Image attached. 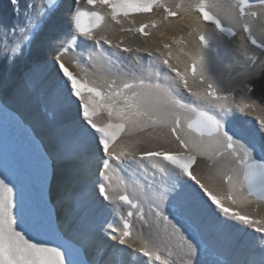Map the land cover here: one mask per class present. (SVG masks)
I'll use <instances>...</instances> for the list:
<instances>
[{
    "label": "snow or ice",
    "instance_id": "1",
    "mask_svg": "<svg viewBox=\"0 0 264 264\" xmlns=\"http://www.w3.org/2000/svg\"><path fill=\"white\" fill-rule=\"evenodd\" d=\"M85 2L87 7H81L80 0H71L67 14L59 16L58 0H39V3L27 0L22 11L20 0H10L16 18L11 23L0 19V46L6 58L10 45L13 56L23 55L25 49L31 51L37 37L43 36L49 51H55L52 63L58 66V72L50 82L48 77L40 81L46 87L47 103L53 108V120L59 129L54 151L77 169L86 170L96 162L100 179L97 181L98 196L93 202L99 203L98 210H107L111 204L116 205L113 211H121L120 205L127 208V216L120 215L122 227L103 222L107 224L104 235H110L119 245L132 242L133 252L113 244L101 253L103 245L96 243V234L103 225L92 230L82 223L77 229L79 239L76 243L85 246L86 256L89 248L95 251L90 259L80 258L73 247V237L61 239L56 234L43 188L37 198L29 200L26 197L21 168L19 175L9 174L0 179V264H129L128 258L134 254L147 257L151 264H168L167 258L160 254L161 248L167 256H172L173 245L179 251L182 264H209L204 258L209 249L202 247L195 235L181 233L170 216L161 211L162 205H171L185 215L200 233L201 240L205 233L211 235L233 228L245 231L240 225L254 227L255 232L261 234L255 237L259 247L253 248L243 260H229L225 264H264V226H260L261 221L224 204L225 199L237 206L251 203L253 198L264 202V118H258V128H238L234 124L238 117L229 102V86L237 79L243 80L245 92L252 93L258 86L264 93V31L259 36L254 31V22L264 15V0H258L259 11L252 0H192L186 7L177 4V8L196 14L191 17L193 25L188 33L189 36L194 34V42L191 50L185 51L183 47L178 50L177 62L181 55L187 57L183 68L179 63H172L171 51L162 58L163 65L175 74L164 76L165 81H172L171 84L160 82L158 74L153 82L113 72L110 78L101 77L99 84L96 80L74 75L65 66L64 57L69 52L75 54L81 37L93 39V30L106 23L105 15L97 10L98 7L110 9L108 15L117 24L121 23L118 19L121 15L149 12L154 6L162 7L166 18L178 15L160 0ZM146 27L142 24L127 30L147 35ZM238 27L244 34L240 42L221 55L220 43L225 37H235ZM104 42L110 43L106 38ZM176 43L187 42L181 39ZM164 47L170 49L171 45ZM122 51L131 52L132 49L123 48ZM89 61L97 67L95 57L89 55ZM73 63L80 67L75 58ZM41 68V62L37 61L30 71L35 76ZM190 81H198L200 86L193 90ZM181 87L188 91L193 98L191 101H185L178 94ZM252 106L242 101L238 108L244 111ZM101 112L107 113L106 122H98ZM156 126L166 127L182 151H144L139 157L123 147L117 151L116 141L122 133L131 134ZM197 156H207L213 164H218L215 174L227 185L226 197L215 194L192 174L190 169ZM129 159L145 172V161L154 169L155 206L150 205L147 214L135 198L134 185L131 186L133 195H130V185L120 175ZM189 180L195 181L198 189ZM14 190L18 192V200L14 199ZM80 195V192H68L65 198L74 205ZM104 201L109 203L104 204ZM134 215L149 229L148 237L133 232L129 218ZM161 224L168 243L157 246L152 239V229L155 227L159 237ZM169 225L172 231L168 230ZM30 233L40 239L33 242ZM45 238L54 239L56 246H48ZM135 241H139L138 247ZM97 253L101 255L99 261L95 259Z\"/></svg>",
    "mask_w": 264,
    "mask_h": 264
},
{
    "label": "bare ground",
    "instance_id": "2",
    "mask_svg": "<svg viewBox=\"0 0 264 264\" xmlns=\"http://www.w3.org/2000/svg\"><path fill=\"white\" fill-rule=\"evenodd\" d=\"M188 1L162 0V3L169 9L174 7V11L178 15L166 19L161 17V22L152 31V40L142 41V45L138 40H135V43L139 46V52H142V46L146 50V53L137 56L135 53L128 54L122 50H117L114 42L118 39L115 41L114 39L124 20V16L121 15L118 17L121 21L120 24L113 22L112 28H108L109 25H105L94 29L93 39H83L81 37L80 46L76 49L75 54L69 52L64 57L65 66L78 78L88 79L89 81L96 80L98 84L101 77L107 79L106 76L110 77L113 72H122L126 73L128 78L135 76L136 78H143L146 81L151 80L153 82L156 81L158 74L160 82L171 84L172 81H165L164 76L166 73L171 76L175 74L170 73L167 66L163 65L161 57L171 51L172 63H175L177 62L176 56L179 48L183 47L185 51L193 48L194 34L193 36H189L188 33L192 30L193 21L191 17L195 14L176 7L178 2H181L186 7L189 3ZM26 2L27 0H20L21 11ZM70 2L71 0H58L60 4L59 16L67 14ZM36 3H39V0H36ZM252 3L256 5V10L259 11L258 0H252ZM105 9L106 7L97 8L109 20ZM15 18L13 5L10 3V0H0V19L11 23ZM254 31L258 36L264 31V15L254 22ZM47 34L48 30L45 29V35ZM243 35L242 29L238 27L235 37H225L219 45L220 54L224 55L228 49L239 43ZM105 38L110 43H105ZM43 39V36L37 37L31 46V51L25 49L23 55L17 53L13 56L10 45L7 58L5 57L3 47L0 46V121H8L11 116V122L17 128L15 133L20 137L25 133H29L37 143L41 155L49 159V162L43 164V168L36 169L49 179L47 181L51 184V196L56 205L57 218L64 230L77 240L79 239L77 229L82 223L92 230L98 225H103L100 232L96 234V243L103 245L100 249L101 253L104 249H109L113 244L125 251V246L132 249V242L128 245H119L118 241H113L110 235H104V229L107 228V224L103 222L107 221L108 224L114 223L122 227L120 215L127 216V208L120 205L121 211H113L116 205L111 204L107 210H98L99 203L93 202L98 196L97 181L100 179L96 171V162H93L86 170L77 169L73 163L59 157L54 151L56 134L59 129L53 120V108L47 103L45 95L46 87L40 81L48 77V82H50L51 78L58 72V66H54L52 63L55 60V51H49L48 46L43 43ZM181 39L187 43L177 44L176 41ZM84 40H86L87 44ZM164 41L171 45L170 49H166L162 45ZM89 55L95 57L97 67L94 68L92 66V62L89 61ZM164 57L167 56L165 55ZM73 58L79 62V68L73 63ZM186 60L187 57L182 55L179 67L183 68V61ZM37 61L41 62L42 68L34 76L30 69H32L33 64ZM225 62L227 63V58H225ZM60 75L62 76V73ZM190 86L195 90L200 85L198 81L195 83L190 81ZM229 87L231 91L229 102L232 110L236 112V116L238 117L234 122L235 126L245 130L258 128V118H264V93L260 91L258 86L252 93L245 92L242 79H237ZM181 90H183L184 94H188V91L181 87L179 95H181ZM188 99L192 100L193 98L189 97ZM242 101L248 102L253 106L240 111L238 106ZM107 119L106 112H101L97 117L98 122L101 123L106 122ZM1 126L7 129L5 123ZM117 143V151L123 147L128 152L134 153L137 157L144 151H182L179 147V142L174 137H171L169 130L163 126L136 130L131 134L122 133L118 137ZM0 158L4 165H6V162L12 160L11 156L5 152L4 144H0ZM144 163L147 167V172L139 169L137 164L129 159L125 161V167L122 169L120 175L130 185V195H133L131 186L134 185L135 198L142 203L147 214L149 206H155L154 191L156 186L152 182V172L154 169L151 168L148 161ZM217 166L218 164H213L207 156H197L190 171L215 194L226 197L227 185L215 174ZM185 179L188 178L185 177ZM189 183L198 189L195 181L189 180ZM68 192L81 193L74 205L65 198V194ZM99 199L102 200L103 198L100 197ZM204 199L207 200V197H204ZM103 203L108 204L109 202L104 201ZM224 204L233 210L241 212L243 215L260 220V226H264V202H258L253 198L251 203L237 206L225 199ZM212 208L214 209L215 206L212 205ZM161 211L165 215L170 216L172 223L176 224L181 233L195 235L202 247L209 249L204 256L209 261V264H212V262H215V264H225L229 260H243L253 248L259 247V241L255 237L261 234L256 233L254 227L247 228V226L240 225L239 227L245 228V231L241 232L233 228L216 231L211 235L205 233L204 239L201 240L200 233L180 211L173 209L171 205H162ZM129 219L133 225L134 233H143L144 237H148L149 229L143 227L135 215ZM221 219H223L222 216ZM168 230L172 231L171 225H169ZM156 231L155 227H153V241H155L157 246L161 244L166 245L168 241L164 239L163 224H161L159 237L156 236ZM135 244L139 245V241H135ZM82 246L85 247L84 245ZM94 251L95 249L89 248L88 255L92 256ZM112 251H115V249H112ZM173 251L174 255L167 256L166 252L161 248L160 254L162 258H167L168 264H182L179 251L174 245ZM135 256L134 254L132 258H135ZM95 258L100 259V253H97ZM147 264H151V262Z\"/></svg>",
    "mask_w": 264,
    "mask_h": 264
},
{
    "label": "rangeland",
    "instance_id": "3",
    "mask_svg": "<svg viewBox=\"0 0 264 264\" xmlns=\"http://www.w3.org/2000/svg\"><path fill=\"white\" fill-rule=\"evenodd\" d=\"M248 228V227H247Z\"/></svg>",
    "mask_w": 264,
    "mask_h": 264
}]
</instances>
